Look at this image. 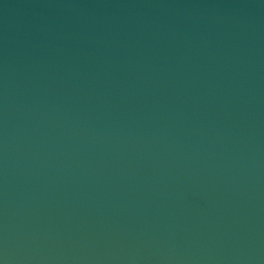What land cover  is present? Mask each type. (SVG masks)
Instances as JSON below:
<instances>
[{
	"label": "water",
	"instance_id": "water-1",
	"mask_svg": "<svg viewBox=\"0 0 264 264\" xmlns=\"http://www.w3.org/2000/svg\"><path fill=\"white\" fill-rule=\"evenodd\" d=\"M0 264H264V0H0Z\"/></svg>",
	"mask_w": 264,
	"mask_h": 264
}]
</instances>
